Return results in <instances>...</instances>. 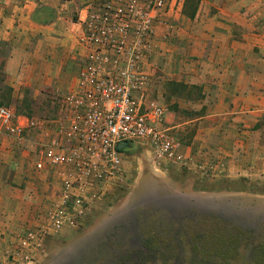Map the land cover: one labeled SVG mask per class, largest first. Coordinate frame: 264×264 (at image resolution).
I'll return each instance as SVG.
<instances>
[{"label":"rangeland","instance_id":"obj_1","mask_svg":"<svg viewBox=\"0 0 264 264\" xmlns=\"http://www.w3.org/2000/svg\"><path fill=\"white\" fill-rule=\"evenodd\" d=\"M186 1L179 16L194 18L199 5L196 0ZM127 3L133 5L131 15L144 12L151 20L145 40V99L161 105L173 134L190 144L197 131L190 121L195 115L190 101H200L203 95L188 83L186 68L201 62L202 55H189L180 46L182 40L175 31L184 26L176 19L177 4L172 0H164L162 6L156 0H93L82 16L81 11L72 13L73 20L80 25L81 18L105 9L112 14L123 9L126 14ZM138 25L137 21L131 24L134 38ZM12 48L8 41H0V107L12 106L18 116L45 124L19 135L0 125V264H193L194 260L256 264L249 261V244L240 252L232 247L228 254L218 255L200 250L195 257L192 242L195 238L200 244L216 241L229 230L235 245L239 231L234 228L244 226L258 229L249 242L260 235L263 241L264 178L198 176L189 165L159 159L139 144L123 151L120 175L87 189L90 204L82 216L71 214L74 225L56 229L52 213L66 190L57 169L37 170L36 164L57 130L60 97L70 89L76 71L56 79V86H48L43 62L30 56L29 68L25 63L20 70L8 72ZM263 125L264 117L256 126ZM28 237L32 242L25 246Z\"/></svg>","mask_w":264,"mask_h":264},{"label":"crops","instance_id":"obj_2","mask_svg":"<svg viewBox=\"0 0 264 264\" xmlns=\"http://www.w3.org/2000/svg\"><path fill=\"white\" fill-rule=\"evenodd\" d=\"M91 1L2 0L0 41L14 46L6 63L8 72L25 63L29 68L33 56L43 62L48 86L66 78L80 47L81 26L73 14H85ZM172 2L178 6L176 19L184 26L175 31L180 46L189 55H202L201 62L186 68L188 83L203 95L200 101H190L196 135L190 144L180 142L190 158V172L203 177L264 178V136L259 137L264 125L256 126L264 117V0H200L194 18L179 16L185 0ZM40 12L44 15L39 17ZM41 185L43 192L45 181Z\"/></svg>","mask_w":264,"mask_h":264},{"label":"built area","instance_id":"obj_3","mask_svg":"<svg viewBox=\"0 0 264 264\" xmlns=\"http://www.w3.org/2000/svg\"><path fill=\"white\" fill-rule=\"evenodd\" d=\"M163 2L156 0L159 6ZM127 5L126 14L123 9L118 14L105 9L80 20L81 45L89 59L76 84L60 97L57 130L36 164L37 170L49 166L62 177L66 193L51 217L56 229L74 225L71 214L86 212L90 186L120 175L121 156L129 149L120 150L122 143L139 144L155 157L181 166L190 163L168 126L165 109L145 99V40L151 20L144 12L131 15L133 5ZM136 21L139 31L134 38L130 29ZM44 124L18 116L12 106L0 107V125L11 133ZM31 240L25 239L24 245Z\"/></svg>","mask_w":264,"mask_h":264},{"label":"trees","instance_id":"obj_4","mask_svg":"<svg viewBox=\"0 0 264 264\" xmlns=\"http://www.w3.org/2000/svg\"><path fill=\"white\" fill-rule=\"evenodd\" d=\"M189 0L186 1V4ZM200 0H196V6L199 5ZM194 16V15H193ZM235 231H239V236H238V242L234 245L235 241L233 239V241L230 240L229 235H230V231H228V233H226L227 235L223 236V238H219L216 241H206L203 242L202 244H200L198 242V238H195L194 242H192V251H193V255L196 257L197 254L199 253V251H204L206 253H213L215 255L218 254H228L231 250H229V247L234 248V251L236 252H240L242 247H246L248 244L251 245V249L250 251L247 253L249 261L254 262L256 264H264V240L262 241L263 236L260 235L257 241L256 240H252L251 242H249L248 238L251 237H257L255 236L256 234V230L255 227L251 226H244V228L242 227V229H236L234 228ZM213 239V238H212ZM223 243L222 246L219 245L220 243ZM142 262V261H141ZM142 264H144V262H142ZM193 264H220L216 261H211V260H207V261H203L202 263H199L198 260H194ZM224 264H229V263H224Z\"/></svg>","mask_w":264,"mask_h":264},{"label":"flooded vegetation","instance_id":"obj_5","mask_svg":"<svg viewBox=\"0 0 264 264\" xmlns=\"http://www.w3.org/2000/svg\"><path fill=\"white\" fill-rule=\"evenodd\" d=\"M82 33V32H81ZM80 33V34H81ZM82 39H81V36H79L78 37V43H79V46L80 47H78L79 49L76 51V55H78V58H77V61L78 60H80L79 62L80 63H78L77 64V69H74L73 70V68H74V66L73 67H71L70 68V70H69V72H68V74L71 76L72 75V72L73 71H76V75H75V77H70L71 79V82H73V84L71 85V86H73V85H75L76 84V82H77V79L79 78V75H80V72H81V70H82V68L85 66V64L87 63V61H88V59H89V57L87 56V54H86V49H84V47L81 45L82 44ZM77 63V62H76ZM76 63H74V64H76ZM68 76V75H67ZM67 90H69V89H66V91Z\"/></svg>","mask_w":264,"mask_h":264},{"label":"water","instance_id":"obj_6","mask_svg":"<svg viewBox=\"0 0 264 264\" xmlns=\"http://www.w3.org/2000/svg\"><path fill=\"white\" fill-rule=\"evenodd\" d=\"M44 14L42 13V12H40L39 14H38V16L40 17V16H43ZM131 146V144H129V143H122V144H120L119 145V149L120 150H123L124 148H129ZM198 201H201V200H198Z\"/></svg>","mask_w":264,"mask_h":264}]
</instances>
